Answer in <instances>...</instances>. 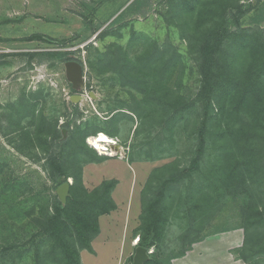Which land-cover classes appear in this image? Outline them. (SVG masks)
I'll list each match as a JSON object with an SVG mask.
<instances>
[{
    "label": "rangeland",
    "instance_id": "obj_1",
    "mask_svg": "<svg viewBox=\"0 0 264 264\" xmlns=\"http://www.w3.org/2000/svg\"><path fill=\"white\" fill-rule=\"evenodd\" d=\"M166 1L0 0V264H63L60 250L39 234L41 223L58 198V187L48 179L42 167L44 161L36 163L32 151L20 152L14 147L22 142V132L35 133L38 125L44 124L43 118L55 125L61 140L70 141L73 152L81 146L77 127L83 129L89 123L96 122L97 127L120 137L117 145L109 146H118L115 155L96 153L105 158L82 168V184L88 191L105 180L118 181L112 192L118 209L99 219L101 234L94 243L98 254L84 257V264L133 263V252L131 256L127 254L129 241L119 254L123 213L130 223L127 234H135L147 189L155 187L158 175L162 177L158 170L170 163L182 168L192 155L193 122L188 128L171 127L153 102L147 107H133L134 100L144 102L143 94L155 89L172 88L192 97L199 89L188 40ZM239 3L248 9L240 20L241 27L264 31V0ZM106 28L109 33L96 38ZM34 35L42 39L28 40ZM133 36L137 37L136 47L128 49L132 53L137 49L140 53L148 42L160 48L171 46L180 57L173 72H167L155 87L150 82L134 86L124 81L122 85L120 79L107 72L110 67L106 61L99 72L89 66L88 60L103 58L110 49L117 51L116 46L127 49ZM61 52L83 62V81L76 87L66 76V62L50 55ZM27 53L37 56L31 59ZM168 57L165 54L164 60ZM73 95L81 96V100L72 102ZM128 106L136 111L131 113ZM193 113L194 117L199 116L200 110L196 107ZM67 124L69 128L65 127ZM35 152L39 155L40 150ZM194 178V184H199L201 179ZM185 192L181 190L169 203L164 262L183 247L179 240L183 221L175 218V212L184 202L181 196L185 197ZM239 212L240 203L230 198L200 233L207 236L193 243L184 256L168 260L170 264H244L235 253L244 241Z\"/></svg>",
    "mask_w": 264,
    "mask_h": 264
},
{
    "label": "trees",
    "instance_id": "obj_2",
    "mask_svg": "<svg viewBox=\"0 0 264 264\" xmlns=\"http://www.w3.org/2000/svg\"><path fill=\"white\" fill-rule=\"evenodd\" d=\"M166 2L188 40L199 89L193 97L172 88L143 92L144 102L134 100L133 107L141 104L147 107L153 102L155 107H160L158 114L168 119L171 127L188 128L193 122L190 134L193 147L185 166L165 165L158 170L162 177H156L155 187L147 189L148 198L144 196L143 212L135 230V235L140 236L136 246L147 251L153 249L144 264H170L168 260L184 256L193 243L207 236L202 237L200 233L232 198L240 203L239 226L244 236L241 248L235 253L244 264H264V31L241 27L240 20L248 9H243L240 0ZM108 33L106 28L96 38L101 39ZM136 36L130 39L127 49L116 46L117 51L110 49L103 58L88 60L89 66L99 72L106 61L110 67L107 72L120 79L122 85L124 81L134 86L150 82L155 87L167 72H173L180 57L171 46L160 48L148 42L142 45L140 53L139 49L132 53L128 49L136 47ZM33 38L42 39L34 35L28 40ZM165 54L169 57L164 60ZM27 55L31 59L37 56L36 53ZM50 55L61 63L77 61L83 65L80 59L69 57L65 52ZM128 107L131 113L136 111ZM196 107L200 114L194 117ZM43 122L35 133L23 131L22 142L14 147L20 152L32 151L36 163L44 161L42 167L55 187L69 177L73 179L66 203L62 205L55 199L39 234L60 250L63 264H80V250L91 251V242L99 234V217L117 208L112 192L118 185L116 179H110L91 191L83 186L84 164L98 163L105 158L89 148L85 139L100 132L109 137L115 134L97 127L96 122L84 125L83 129L77 127L81 146L73 152L70 141L60 139L55 125L45 118ZM36 149L40 150L39 155ZM194 177L201 179L199 184H194ZM181 190L186 191V196H181L184 202L179 203L175 218L183 221L179 236L183 247L180 253L164 262L163 242L171 215L169 203Z\"/></svg>",
    "mask_w": 264,
    "mask_h": 264
},
{
    "label": "water",
    "instance_id": "obj_3",
    "mask_svg": "<svg viewBox=\"0 0 264 264\" xmlns=\"http://www.w3.org/2000/svg\"><path fill=\"white\" fill-rule=\"evenodd\" d=\"M65 73L68 80L73 87L81 84L83 81V65L76 61H67L65 64ZM72 102H78L81 100V96L73 95L70 97ZM65 136V130H63ZM118 146L116 147V149ZM70 183L66 181L57 188V195L59 200L64 204L68 196ZM149 258L147 249L141 246H136L133 254V264H144Z\"/></svg>",
    "mask_w": 264,
    "mask_h": 264
},
{
    "label": "clouds",
    "instance_id": "obj_4",
    "mask_svg": "<svg viewBox=\"0 0 264 264\" xmlns=\"http://www.w3.org/2000/svg\"><path fill=\"white\" fill-rule=\"evenodd\" d=\"M120 142V137H109L103 132L97 133L95 136H89L85 139V144L94 150L98 155L113 156L116 154V149L110 148L109 145H117ZM68 182L71 183V177L68 178ZM140 236L135 238V243H139Z\"/></svg>",
    "mask_w": 264,
    "mask_h": 264
},
{
    "label": "crops",
    "instance_id": "obj_5",
    "mask_svg": "<svg viewBox=\"0 0 264 264\" xmlns=\"http://www.w3.org/2000/svg\"><path fill=\"white\" fill-rule=\"evenodd\" d=\"M117 209H118V205H117L116 210L113 211V212H116ZM110 214H108V215H110ZM103 216H105V215H103ZM123 216H124V218H123L122 223H121V225H122V236H121V243H120V247H119V254L121 255V253L123 251L122 250L123 244H125L126 241H129V247H128L127 254H129V256H131L132 252L134 254V250H135V247H136V245L134 244V240L137 237V235L132 234V235L129 236V234H127V228H129V230H130V226H129L130 223L128 221V217L126 216V213L125 212L123 213ZM99 219H101V216L99 217ZM100 234H101V230H100V226H99V234L91 242V249L92 250L91 251H88V250H80V252H79V254H80V264H84V260H85L84 257H86V259H87L88 256L97 257L98 252H97V250L94 247V243L96 242V238ZM127 237L129 238V240H127ZM125 256L126 255H124V258L122 259V261L125 260ZM119 260H120V258H119Z\"/></svg>",
    "mask_w": 264,
    "mask_h": 264
},
{
    "label": "built area",
    "instance_id": "obj_6",
    "mask_svg": "<svg viewBox=\"0 0 264 264\" xmlns=\"http://www.w3.org/2000/svg\"><path fill=\"white\" fill-rule=\"evenodd\" d=\"M134 244L137 245V243H135V240H134ZM147 252H148V254H151L153 252V249H150Z\"/></svg>",
    "mask_w": 264,
    "mask_h": 264
},
{
    "label": "bare ground",
    "instance_id": "obj_7",
    "mask_svg": "<svg viewBox=\"0 0 264 264\" xmlns=\"http://www.w3.org/2000/svg\"><path fill=\"white\" fill-rule=\"evenodd\" d=\"M109 146H111V145H109Z\"/></svg>",
    "mask_w": 264,
    "mask_h": 264
},
{
    "label": "flooded vegetation",
    "instance_id": "obj_8",
    "mask_svg": "<svg viewBox=\"0 0 264 264\" xmlns=\"http://www.w3.org/2000/svg\"><path fill=\"white\" fill-rule=\"evenodd\" d=\"M77 62V61H76Z\"/></svg>",
    "mask_w": 264,
    "mask_h": 264
}]
</instances>
